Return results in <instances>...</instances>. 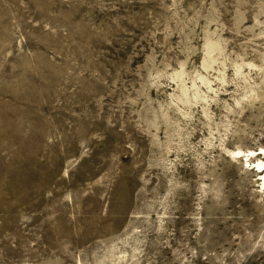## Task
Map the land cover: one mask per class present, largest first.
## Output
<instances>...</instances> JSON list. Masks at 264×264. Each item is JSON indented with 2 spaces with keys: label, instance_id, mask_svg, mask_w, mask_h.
I'll list each match as a JSON object with an SVG mask.
<instances>
[{
  "label": "rangeland",
  "instance_id": "obj_1",
  "mask_svg": "<svg viewBox=\"0 0 264 264\" xmlns=\"http://www.w3.org/2000/svg\"><path fill=\"white\" fill-rule=\"evenodd\" d=\"M262 150L264 0H0V264H264Z\"/></svg>",
  "mask_w": 264,
  "mask_h": 264
},
{
  "label": "bare ground",
  "instance_id": "obj_2",
  "mask_svg": "<svg viewBox=\"0 0 264 264\" xmlns=\"http://www.w3.org/2000/svg\"><path fill=\"white\" fill-rule=\"evenodd\" d=\"M262 153H264V150H262ZM263 166V164H257V167L261 168ZM259 171L264 172V169H260ZM264 178V177H263Z\"/></svg>",
  "mask_w": 264,
  "mask_h": 264
}]
</instances>
